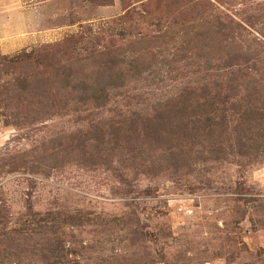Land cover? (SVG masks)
Instances as JSON below:
<instances>
[{"label": "rangeland", "instance_id": "374dc122", "mask_svg": "<svg viewBox=\"0 0 264 264\" xmlns=\"http://www.w3.org/2000/svg\"><path fill=\"white\" fill-rule=\"evenodd\" d=\"M210 1L245 28L235 35L232 50L242 47L254 58L263 51L264 59V0ZM168 2L22 1L16 6L18 10L0 9V55L15 58L23 52L35 57L38 50H52L57 55L63 50L84 59L119 46L128 54L126 60L134 56L145 62H135L134 66L150 64L145 71L154 69L155 62L158 66L159 58L164 62L160 73L133 76L139 80V87L146 85L140 81L143 77H148V83L159 81L158 98L163 99L170 95L172 86L166 56L182 38V33H176V25L171 23L170 27L168 16L177 9L167 8ZM148 12L151 15L147 16ZM219 13L202 21L212 24L210 21ZM200 26L197 19L191 20V35L195 36ZM169 29L172 36L164 42V54L158 58L152 54L158 52L159 43L153 41V52L137 43L145 35L149 38ZM198 41L196 38V45ZM215 52L219 55H213L211 62L221 63L227 51ZM85 62L81 60L82 68ZM258 66L264 67V61ZM85 71L93 74V67ZM259 77L258 88L263 93L264 74ZM5 111L1 104L0 215L6 218L0 217V231L3 223L8 231L55 230L57 234L62 228L64 242L50 246L41 241L27 250L23 245L5 249L0 242V264H67L68 260L71 264H264V227L254 209L260 202L264 204V160L245 165L231 156L221 167L212 162L193 165L191 170L187 165L176 174L163 172L151 177L139 173L124 182L127 187L108 170L83 172L65 154V144L73 143L71 133L84 126L76 119L83 115L80 109L56 108L52 118L29 123L23 115L17 122ZM108 116L106 109H99L96 115L99 119ZM61 142L63 155L53 157L64 166L50 168L43 151L50 146V152ZM145 147L136 145L137 151L151 157L152 172L153 166H160L158 155L151 150L145 152ZM118 185L119 191L111 190ZM125 188L127 192L121 190ZM129 215L137 221L129 224ZM60 234L55 236L59 240Z\"/></svg>", "mask_w": 264, "mask_h": 264}, {"label": "trees", "instance_id": "16d2710c", "mask_svg": "<svg viewBox=\"0 0 264 264\" xmlns=\"http://www.w3.org/2000/svg\"><path fill=\"white\" fill-rule=\"evenodd\" d=\"M170 1L167 0V8L177 9L168 16L170 27L171 23L176 25V33H182V38L180 45L166 56L172 83L167 97L158 98L159 81L148 83V77H143L140 81L146 85L139 87L136 85L139 80L134 78L139 73H160L164 70V62L159 58L158 66L155 62L154 69L145 71L150 64L134 66L135 62L143 65L145 62L137 61L134 56L126 60L128 54L118 46L85 57V68L80 64L84 59L63 50L60 55L52 50H38L35 57L23 52L15 58L0 55V105L17 122L18 116L23 115L27 123L52 118L57 113L56 108L80 109L83 115L76 119L84 126L71 133L73 143L65 144V154L83 172L94 174L108 170L127 187L124 182L128 183L139 173L151 177L163 172L176 174L187 165L191 170L193 165L212 162L221 167L231 156L232 160L245 165L263 161L264 92L258 88L257 81L264 74V67L258 66L264 61L263 51L258 53L257 50L254 58L251 51L242 47L232 50L235 35L245 28L210 0ZM217 11L221 14L210 21L212 24L209 21L204 24L203 18H211ZM193 19L201 25L199 31L193 33L195 36L188 29ZM170 29L149 38L145 35L137 43H143L140 46L147 52H153V41L159 43L158 52L152 54L157 57L164 54L163 44L172 36ZM196 38L200 42L198 45ZM172 40L176 41V37ZM215 50L227 51L221 63L211 62L213 55H219ZM89 66L93 67L94 75L85 71ZM99 109H106L109 118H97ZM138 143L146 146L145 152L151 150L158 155L161 167L153 166L150 172L151 157L137 151ZM57 144L58 148L51 147L49 152L50 146H47L43 151L50 168L64 166L53 157L54 154L63 155L64 142ZM104 165H109V169ZM111 190L119 191V185ZM254 209L260 214L257 221L264 227V204L260 202ZM0 217L6 218V215ZM127 219L129 224L137 221L131 215ZM2 229L0 242L5 249L23 245L27 250L41 241L50 246L64 242L62 228L57 231L61 233L60 240L55 237V230H41L36 234L19 231L22 228L8 231L5 223ZM48 231L51 232L49 236ZM68 263L71 264L69 260Z\"/></svg>", "mask_w": 264, "mask_h": 264}, {"label": "crops", "instance_id": "0c3cea01", "mask_svg": "<svg viewBox=\"0 0 264 264\" xmlns=\"http://www.w3.org/2000/svg\"><path fill=\"white\" fill-rule=\"evenodd\" d=\"M22 1H28V0H0V9L4 10L7 9L15 11L16 9L18 10L19 4ZM30 1V0H29ZM18 6V7H16ZM15 8V9H14Z\"/></svg>", "mask_w": 264, "mask_h": 264}]
</instances>
